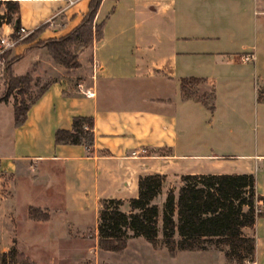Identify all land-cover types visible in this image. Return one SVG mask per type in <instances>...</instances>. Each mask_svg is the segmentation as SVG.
<instances>
[{
  "label": "crops",
  "instance_id": "0c3cea01",
  "mask_svg": "<svg viewBox=\"0 0 264 264\" xmlns=\"http://www.w3.org/2000/svg\"><path fill=\"white\" fill-rule=\"evenodd\" d=\"M15 1L21 27L32 33L49 27L12 50L11 58H20L13 73L24 76L36 66L35 78L52 80L20 128L14 100L0 103V137L7 138L0 150V212L18 203L25 208L13 211L14 222L0 236V253L16 246L37 264H101L107 253L98 245L101 202L137 198L141 176L167 177L160 206L170 189L182 186L184 175H253L264 197V0H119V45L109 44L108 18L103 38L90 46L91 70L80 74L34 45L71 33L91 0L73 6L68 0ZM108 1L99 9L98 24ZM40 3L48 9L33 8ZM248 54L254 62H242ZM28 57L27 72H18ZM186 79L199 80L194 98L182 95ZM75 117L94 118L92 151L56 145V132L71 130ZM4 176L16 186L18 179L31 177L39 190L35 199L23 204L19 193L6 197ZM34 208L47 219H31ZM245 234L256 241L253 264H264V218ZM140 240L167 264L227 263L215 249L172 258L143 238L130 240L126 250ZM42 251L51 256L43 259Z\"/></svg>",
  "mask_w": 264,
  "mask_h": 264
},
{
  "label": "trees",
  "instance_id": "16d2710c",
  "mask_svg": "<svg viewBox=\"0 0 264 264\" xmlns=\"http://www.w3.org/2000/svg\"><path fill=\"white\" fill-rule=\"evenodd\" d=\"M103 1L91 0L88 13L71 33L60 39L40 41L34 47L46 48L55 64L63 68L79 69V53L103 38L104 23L96 21ZM5 24L12 25L15 32L20 30L19 2L0 0V31ZM48 27L49 24L41 26L22 43L35 41ZM11 54L12 50L5 53L7 58ZM19 59L12 58L3 69L6 92L0 98V103H8L14 98L16 128L25 125L30 109L51 85L47 83L32 96L36 66L31 73L15 76L12 67ZM198 82V79L183 80V97L194 98L193 88ZM55 143L84 145L92 151L94 118L75 117L71 130L56 132ZM166 181L167 177L160 174L141 176L137 198L128 202L116 199L101 202L98 224L101 251L119 254L127 249L130 240L143 238L154 249L165 248L172 258L179 252L210 249L223 252L230 263L244 264L255 258V238L246 235L245 230H253L257 220L264 218V197L257 194L253 175H184L181 177L182 186L178 190L170 189L160 206L158 200ZM125 206L129 211L123 210ZM30 217L33 220L47 219V215L35 209L30 210ZM0 264L37 263L13 246L9 252L0 253Z\"/></svg>",
  "mask_w": 264,
  "mask_h": 264
},
{
  "label": "rangeland",
  "instance_id": "374dc122",
  "mask_svg": "<svg viewBox=\"0 0 264 264\" xmlns=\"http://www.w3.org/2000/svg\"><path fill=\"white\" fill-rule=\"evenodd\" d=\"M36 6H33V8H39L42 11L45 9L47 10V4H34ZM2 12L5 13L6 9L5 7L2 8ZM108 18H111L110 22H109V26H108V37H110L111 42L109 43L110 46L115 47L119 45V38L115 39V37H119V0H109L106 5L105 8L101 14V23L106 22ZM7 26H9L7 24ZM8 29H13V26L10 25V28ZM28 31V30H27ZM2 32L0 31V34ZM97 33L95 32V35ZM98 36V34H97ZM96 37V36H95ZM113 37V38H112ZM94 44V43H93ZM92 44V45H93ZM90 45V46H92ZM88 46L87 48H85L84 50H82L81 53H79V61L81 63V69L79 70H74L73 73L76 74H80V73H85L89 70H91V65L89 64V61L91 59L92 56V47ZM110 46L108 48H110ZM21 47V46H19ZM109 50H115L114 48H110ZM45 55L49 56L48 52L46 50H44ZM44 54H42V56H45ZM3 58L5 60V65L7 62H9L12 58H7V56L4 54ZM30 57L26 58V60L22 63V66H20V69L18 72H27V71H23L25 69H23V67L26 65L27 67L30 65ZM22 67V68H21ZM28 70V69H27ZM27 74V73H26ZM25 74V75H26ZM34 76V74H33ZM52 80L51 77L49 76H43L40 78H35L34 77V82H33V87H32V96H35L36 94H38V92L40 91V88H42L43 86H45L47 83H50ZM0 98H2L5 95L6 92V85H5V77H4V73H3V69L1 70L0 68ZM194 86V85H193ZM14 100V98H11ZM7 127V126H5ZM5 137L8 134V131L6 129L5 132L2 133ZM1 134V135H2ZM252 139H255V133L252 132ZM7 138H2L0 137V150H3L4 146L1 145L3 143V141H6ZM5 150V149H4ZM14 179L8 176H4L3 179V193L4 195L7 196H11L12 199L16 198L15 196L17 195V193H19V195H22L25 199V201H23L25 204L26 201H31L34 200L35 198V193L39 190L34 189V186L32 184V180L31 177H27V178H20L17 180V185H13ZM18 188V189H17ZM37 194V193H36ZM28 199V200H27ZM159 203V200H158ZM21 204L18 203V206H13V207H8V209L6 208L5 210H3L2 212H0V236L3 237V233L5 231L6 228H8L10 226L11 222H14V218L13 221H11L12 217H14L13 211L14 210H20V211H25V208L20 207ZM35 209V208H34ZM38 210V209H35ZM123 210L125 211H129L128 206H125L123 208ZM40 211V210H38ZM41 214H43L42 211H40ZM15 213V212H14ZM17 213V212H16ZM17 215V214H16ZM19 215V214H18ZM144 240H140V241H133V243L130 244V247L128 250L124 251V253H119V254H114V253H102L100 258H101V263H105V264H167V261L165 260V258H163V256L158 255H154L151 251V249H147V246ZM148 245V244H147ZM80 249V248H78ZM82 249V247H81ZM52 251H42L40 252L41 257L44 259L47 256H51ZM43 254H45V256H43ZM225 264H235V263H230L227 261V263ZM244 264H253L252 261H245Z\"/></svg>",
  "mask_w": 264,
  "mask_h": 264
},
{
  "label": "built area",
  "instance_id": "2783aa9c",
  "mask_svg": "<svg viewBox=\"0 0 264 264\" xmlns=\"http://www.w3.org/2000/svg\"><path fill=\"white\" fill-rule=\"evenodd\" d=\"M78 0H68V6H73L77 3ZM5 26H7V24H5L3 26V28L1 29V34H0V68L4 69L5 67V60L3 58V55L10 50H13L14 48H16L20 43H22V41H24L27 37H29L32 32L27 31L26 29H24L23 27L20 28L19 31L15 32L14 29H11L10 33H6L5 30ZM10 27V25H9ZM15 35H17V37H14ZM242 62L244 63H250V62H254L255 60V56L248 54L245 55L241 58ZM79 88H82V86H79ZM88 97H92L94 96V94H87ZM90 151V149H88ZM143 154H146L147 151L146 150H142ZM138 153H133V156H137Z\"/></svg>",
  "mask_w": 264,
  "mask_h": 264
}]
</instances>
